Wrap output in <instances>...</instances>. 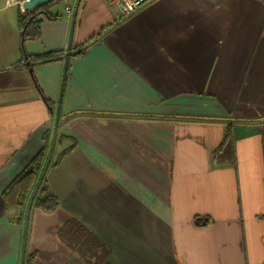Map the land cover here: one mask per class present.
Segmentation results:
<instances>
[{"label":"crops","instance_id":"obj_1","mask_svg":"<svg viewBox=\"0 0 264 264\" xmlns=\"http://www.w3.org/2000/svg\"><path fill=\"white\" fill-rule=\"evenodd\" d=\"M68 1L21 48L29 12L0 0V264H21L3 192L53 137ZM111 2L79 6L54 149L76 146L49 165L60 204L32 208L26 258L264 264V0H155L126 19ZM50 52L61 58L23 60ZM70 219L75 246L60 236Z\"/></svg>","mask_w":264,"mask_h":264},{"label":"trees","instance_id":"obj_2","mask_svg":"<svg viewBox=\"0 0 264 264\" xmlns=\"http://www.w3.org/2000/svg\"><path fill=\"white\" fill-rule=\"evenodd\" d=\"M61 0H53L49 4L39 7L36 10L28 13L27 15L21 16L19 20V26L21 30V41L22 46L28 41H37L41 37V16L46 15L50 20L58 19L59 16L52 15L48 11L47 7L53 5ZM83 0L81 1L82 4ZM80 4V6H81ZM80 8V7H79ZM76 20V19H75ZM77 22V20H76ZM62 52H50L40 56L28 55L24 53V62L29 66L32 67L33 65L40 64V63H50L61 58ZM60 123V122H59ZM61 125V123H60ZM53 137L48 136L46 138V144L40 151L32 158L29 164L26 166L22 172L17 175V177L10 183V185L5 188L3 192L4 202H5V210L6 216L10 223L24 226L25 222V214L28 207L29 200L34 191V187H36L37 182L40 178V174H42L44 167L46 165V161L48 160V156L50 153V147L52 144ZM64 141V137L62 135L57 136V147L62 144ZM76 144L73 142V145L67 147L65 151L58 152L55 149L52 160L50 161V166H56L59 164V161L66 155L70 150L75 147ZM49 166V167H50ZM46 176L44 177L41 185L39 186L38 193L35 197L33 207L32 208H40L46 213L54 212L59 207V200L55 196L49 194V188ZM75 219H70L68 222L63 225L64 227L60 230V236L62 235V239H64L68 243L72 242V237L79 241L81 238L80 235L77 233V230L82 227L78 225ZM73 226H76V231L74 232ZM75 246L76 244L73 243ZM99 251V250H98ZM97 259H101L102 262L106 259L107 253H102L101 255L95 254ZM34 259L33 255L27 256L25 260V264H32Z\"/></svg>","mask_w":264,"mask_h":264},{"label":"water","instance_id":"obj_3","mask_svg":"<svg viewBox=\"0 0 264 264\" xmlns=\"http://www.w3.org/2000/svg\"><path fill=\"white\" fill-rule=\"evenodd\" d=\"M52 0H19V2L21 3V6H22V9L25 11V12H32L33 10H36L38 9L39 7H42V6H45L47 4H49ZM81 1L82 0H77L76 4H75V8H74V12H73V17L71 18L72 20V28H71V35H70V41H69V45L68 46V49H67V53H66V57H65V70H63L64 72V76H63V81H62V87H61V92H60V97H59V104H58V108L56 109L57 112H56V121L54 122L55 123V128H54V132H53V139H52V144H51V147L49 148L50 149V153H49V156H48V160L46 161V165L44 167V170L42 172V174H40V178L37 182V185L36 187H34V191H33V194L31 196V199L29 200V203H28V207H27V210H26V214H25V222H24V230H23V248H22V258H21V264H25V258H26V249H27V239H28V232H29V227L30 226V216H31V211H32V207H33V203L35 200V197L38 193V190H39V186L41 185L44 177L46 176L45 174L47 173L48 171V168H49V165H50V161L52 160V157H53V154H54V151H55V147H56V142H57V135H58V130H59V126H60V119H61V108H62V99H63V94H64V88H65V84L66 83V78H67V70L69 68V62H70V58H71V52H72V42H73V36H74V33L73 31H75V25H76V18H77V15H78V11H79V6L81 4ZM32 71V70H31Z\"/></svg>","mask_w":264,"mask_h":264},{"label":"built area","instance_id":"obj_4","mask_svg":"<svg viewBox=\"0 0 264 264\" xmlns=\"http://www.w3.org/2000/svg\"><path fill=\"white\" fill-rule=\"evenodd\" d=\"M155 1V0H112V4L118 6L122 17L121 18H128L130 16L135 15L141 8L147 5L148 2ZM74 8L70 6V2H67L65 6L66 14L71 18L73 14Z\"/></svg>","mask_w":264,"mask_h":264},{"label":"rangeland","instance_id":"obj_5","mask_svg":"<svg viewBox=\"0 0 264 264\" xmlns=\"http://www.w3.org/2000/svg\"><path fill=\"white\" fill-rule=\"evenodd\" d=\"M57 5V7H55L56 9L58 8V10H60L63 6L62 2L60 3H56L55 6ZM52 11H55V10H52Z\"/></svg>","mask_w":264,"mask_h":264}]
</instances>
